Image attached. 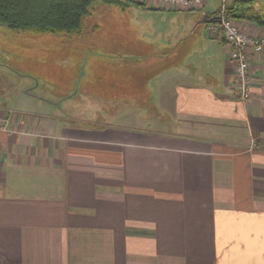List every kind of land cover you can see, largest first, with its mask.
<instances>
[{
	"label": "crops",
	"instance_id": "obj_1",
	"mask_svg": "<svg viewBox=\"0 0 264 264\" xmlns=\"http://www.w3.org/2000/svg\"><path fill=\"white\" fill-rule=\"evenodd\" d=\"M133 1L190 14L174 24L179 66L150 93L127 86L97 99L149 127L120 126L119 110L110 125L65 123L0 97V264H264V53H250L244 103L229 47L201 23L215 13L208 1L192 11ZM247 6L264 15V0ZM234 21L264 37V27ZM140 108L153 113L142 120Z\"/></svg>",
	"mask_w": 264,
	"mask_h": 264
},
{
	"label": "rangeland",
	"instance_id": "obj_2",
	"mask_svg": "<svg viewBox=\"0 0 264 264\" xmlns=\"http://www.w3.org/2000/svg\"><path fill=\"white\" fill-rule=\"evenodd\" d=\"M221 6V0H208L206 11L214 13ZM112 12L118 15L110 17ZM90 13L96 22H85L89 25L86 32L72 40L1 27L0 97L10 108L44 111L60 116L65 123L76 117L99 121L94 126L110 125L116 119L111 111L119 110L124 111L119 116L124 120L120 126L149 127L147 122L125 119L124 116L132 114L126 108L95 107L100 104L97 99L101 96L119 99L127 86L137 89L135 97L139 94L144 97L164 71L178 67L180 62L175 57L180 55L181 45L174 24L189 19V12L157 15L136 4L122 9L112 2L94 1ZM125 53L129 58L122 59ZM159 62L162 64L157 65ZM38 103L44 108L38 107ZM140 111L141 119L146 120L153 108H140ZM165 113L157 108L156 118L167 119Z\"/></svg>",
	"mask_w": 264,
	"mask_h": 264
},
{
	"label": "trees",
	"instance_id": "obj_3",
	"mask_svg": "<svg viewBox=\"0 0 264 264\" xmlns=\"http://www.w3.org/2000/svg\"><path fill=\"white\" fill-rule=\"evenodd\" d=\"M95 0H0V28L32 35L53 34L66 39L80 38L86 32L85 20ZM138 4L133 0H125ZM239 0L226 5L231 20L247 21L264 27V15ZM119 4L123 5L121 0ZM139 5V4H138ZM217 10L212 17L218 15ZM209 25V24H208Z\"/></svg>",
	"mask_w": 264,
	"mask_h": 264
},
{
	"label": "built area",
	"instance_id": "obj_4",
	"mask_svg": "<svg viewBox=\"0 0 264 264\" xmlns=\"http://www.w3.org/2000/svg\"><path fill=\"white\" fill-rule=\"evenodd\" d=\"M146 4H153L168 10L192 11L198 10L208 0H138ZM239 0H221L216 18L219 21L208 25V31L213 37L223 39L230 49V58L235 62L237 76V94L240 100L248 103L251 100V62L250 53L261 55L264 53V37L252 36L239 23L227 18L226 5Z\"/></svg>",
	"mask_w": 264,
	"mask_h": 264
},
{
	"label": "water",
	"instance_id": "obj_5",
	"mask_svg": "<svg viewBox=\"0 0 264 264\" xmlns=\"http://www.w3.org/2000/svg\"><path fill=\"white\" fill-rule=\"evenodd\" d=\"M216 21H219V20L216 17H212V15L209 12H207L204 15L201 23H203V24H211V23H215Z\"/></svg>",
	"mask_w": 264,
	"mask_h": 264
}]
</instances>
